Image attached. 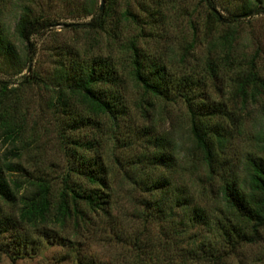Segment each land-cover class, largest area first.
Instances as JSON below:
<instances>
[{
  "label": "rangeland",
  "instance_id": "obj_1",
  "mask_svg": "<svg viewBox=\"0 0 264 264\" xmlns=\"http://www.w3.org/2000/svg\"><path fill=\"white\" fill-rule=\"evenodd\" d=\"M217 1L218 9L227 16L228 8L238 10L235 0ZM23 5H29L35 15L50 19L52 24L31 38L29 68L13 75L3 65L4 70L0 71L2 85L8 86L6 100L12 103L10 116L20 132L15 141L6 139L0 126V157L21 167V171L16 168L10 172L13 178L24 182L21 195L29 193V180L36 177L46 179L57 191L68 174L70 155L78 148L72 141L92 142L88 152L109 172L110 202L104 212L85 210L78 223L70 220L64 226L47 222L30 227L19 221L20 201L0 197V225L9 229L0 235V264H194L191 260L184 263L183 258L205 245L219 248L222 259L213 262L209 257L204 264H264V228L256 239L239 242L235 247L220 236H212V226L188 221V209L171 213L155 209L149 205L153 198L149 190L127 178L152 165L145 154L146 139L151 134L169 131L180 145H189L190 121L181 103L158 101L156 111L145 119L136 106L142 91L126 77L130 116L120 126L101 119L96 126L74 131L71 121L83 117L84 110H79L76 102L66 107L55 105L61 65L66 62L69 68L73 63L66 58L67 54L69 59L81 56L82 62L102 57L123 68L129 55L126 46L134 39L145 55L179 65L178 57L192 36L197 34L204 39L207 8L202 0H113L111 4L108 0H2L0 24L21 50L24 45L13 33ZM109 6L107 29H90L86 23L99 11L106 14ZM126 10L132 14L122 15ZM237 28L236 49L248 56L256 54L264 79V13L243 17ZM208 50L204 40L197 48L189 49L188 57L201 64ZM229 83V77H222L203 91L209 103L220 104L229 113L223 130L227 141L221 154V174L206 178L209 169L199 158L181 162L178 157L179 162L172 167L149 168V177L142 178L150 185V177L169 175L166 177L172 180L171 192L163 193L168 188L165 185L159 190L164 196L168 198L181 191L191 201V207L200 205L213 219L224 220L230 215L220 185L225 179L241 183L248 156L264 158V142L259 136L264 92L243 104L240 98H232ZM71 180L78 178L71 175ZM19 232L28 238L21 248L14 243ZM193 241L195 244H191ZM6 249L10 251L5 252Z\"/></svg>",
  "mask_w": 264,
  "mask_h": 264
},
{
  "label": "trees",
  "instance_id": "obj_2",
  "mask_svg": "<svg viewBox=\"0 0 264 264\" xmlns=\"http://www.w3.org/2000/svg\"><path fill=\"white\" fill-rule=\"evenodd\" d=\"M108 1L111 4L113 0ZM202 2L207 8L203 24L204 39L197 34L192 36V41L187 43L178 57L180 64L177 66L163 61L162 57L145 55L137 47L134 39L126 46L129 55L123 68L102 57H92L82 62L81 56L69 59L67 54L66 58L73 63L69 68L65 66L66 62L61 65L62 78L57 82L55 105L66 107L76 102L74 104L79 105V110L81 107L85 112L79 119L74 117L71 129L75 131L85 126H96L101 119L110 121L114 127L120 126L121 123L125 124L130 116V101L126 92L128 77L142 91L136 106L143 118L147 119L151 111H156L157 102L161 100L181 103L189 116V145H180L169 131L151 134L146 139L148 149L147 153H144L152 163L149 168L172 167L179 162L178 157L181 162L197 157L209 169L206 178L211 179L214 175L221 174L220 171L223 170L221 154L227 141L223 130L229 113L220 104L209 103L203 91L211 82L229 77V93L233 99L240 98L243 104H246L248 99L256 100L257 96L264 92V79L260 76L256 54L248 56L236 49L239 35L237 25L243 17L264 13V0H235L238 10L228 8L229 16L218 9L217 0ZM110 12V6L106 14L102 15L99 11L86 25L96 31L106 30V26L108 27L106 17ZM131 14L126 10L122 15L127 17ZM51 24L50 19L35 15L29 5H23L13 34L24 45V50L17 47L9 32L6 33L0 24V61H3V64L0 63V71L4 70L3 65L5 71L13 75L29 68L31 62L29 52L33 46L31 38ZM204 40L209 45V50L199 64V61L189 59V49L197 48ZM76 63L79 65L75 68ZM33 77L41 79L35 74ZM3 83L0 81V126L7 134L6 139L15 141L20 132L14 118L10 116L12 103L6 100L8 86L2 85ZM259 136L264 142V110ZM72 142L78 148L70 155L71 165L68 174L63 179V186L57 191L49 181L36 177L29 180L32 186L29 193L21 195L24 182L10 175L16 168L21 171V167L18 168L14 163L0 157V197L10 202L20 201L18 215L21 223L30 227L47 222L64 226L70 220L78 223L84 218L87 210L96 213L106 211L110 202V185L107 179L109 172L97 157L88 152L91 150L89 145L92 142L87 143L85 140L79 142L76 139ZM149 168L140 171L137 176L127 175V178H132L131 183L143 184L145 189L149 190L153 196L149 205L152 204L155 209L163 212L168 210L169 213L177 209H188L190 211L186 218L188 221L212 226V236H220L235 247L239 242L256 239L259 231L264 228L263 157L254 155L247 157L246 172L241 183L225 179L226 181L220 185V194L230 215L226 216V220L213 219L200 205L195 204L191 207V201L181 191L175 192L168 199L163 193L171 192L172 180L166 177L169 175L159 179L150 177L148 185L142 178L149 177L151 173ZM71 175H75L78 181H72ZM162 185L168 187L163 193L159 191ZM232 216L236 219L235 222ZM8 231V227L0 225V235ZM19 235L23 238H19ZM19 235L14 243L21 248V243L26 242L28 238L20 232ZM191 244H195V241ZM202 247L195 250L192 256L183 258L184 263L191 260L194 264H204L209 257L213 262L222 259L219 248L211 246L209 248L206 245ZM8 251L10 250H5Z\"/></svg>",
  "mask_w": 264,
  "mask_h": 264
},
{
  "label": "water",
  "instance_id": "obj_3",
  "mask_svg": "<svg viewBox=\"0 0 264 264\" xmlns=\"http://www.w3.org/2000/svg\"><path fill=\"white\" fill-rule=\"evenodd\" d=\"M103 6L101 5V8H102Z\"/></svg>",
  "mask_w": 264,
  "mask_h": 264
}]
</instances>
